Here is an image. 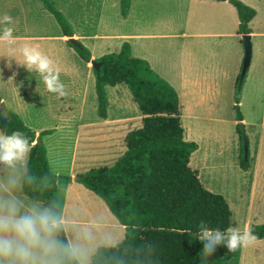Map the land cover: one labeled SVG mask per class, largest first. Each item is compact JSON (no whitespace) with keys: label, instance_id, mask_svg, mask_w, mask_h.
Returning <instances> with one entry per match:
<instances>
[{"label":"rangeland","instance_id":"1","mask_svg":"<svg viewBox=\"0 0 264 264\" xmlns=\"http://www.w3.org/2000/svg\"><path fill=\"white\" fill-rule=\"evenodd\" d=\"M35 1L42 8V4ZM48 1L62 14L73 32L85 37V41L80 43L93 50L96 56L94 61L102 53H105L102 56L119 53L122 45L128 43L132 47V57L142 58L149 63L187 61L194 63L195 69L197 63L220 64L224 73L215 78L221 87L218 107H193L190 110L192 115L181 111L180 121L185 140L198 146L191 157L190 167L198 173L202 185L208 191L226 199L232 212V226L243 229L264 224V0H239L258 14L254 23L249 26L253 32L249 35L251 61L242 85L239 105L234 101L235 89L230 97V84L235 69L240 66L239 75L244 60V36H209V28L196 23L194 14L197 11L190 5V0ZM31 11L26 17L21 16L20 20L38 18L37 13ZM12 17H16V12H12ZM46 17V24L39 22L36 26L37 33L45 32V35L53 37V42L41 45L43 49L51 48L54 59H62L63 66L67 68L66 76H60L67 94L61 97L33 90L39 88L40 81L32 74L22 75L25 76L23 87L27 91L26 95L15 94L9 89L21 86L19 82L11 87L5 85V90L0 89V94L5 99L4 107L16 114L26 126L39 131H55L51 137L44 138L49 148L51 170L59 172L60 176H69L78 124L96 123L105 126L104 129L117 125L114 128L116 158L123 148L126 150V135L139 129L142 121L137 105L125 85L106 88L107 119L99 117L91 62L85 64L74 48L59 42L54 35L60 34L61 28L53 16L47 14ZM95 33L105 36V40H90L89 37ZM226 33L231 31L227 30ZM96 47L98 51L95 50ZM11 58V47L0 43L1 83H5L2 78L12 71L7 66L12 63ZM31 88L33 89L30 90ZM235 107L239 108L242 121L236 120ZM240 122L244 125L248 139L246 172L240 168L241 150L244 151L242 135L237 129ZM120 156L105 166L95 163L85 167V164L79 165L78 162L75 168H83L82 173L109 168ZM60 187L58 195L63 200L64 186ZM81 187V195L75 193V199L73 195L69 196L68 210L64 212L65 221L61 230L77 261L80 264H90L98 248L118 245L125 237V230L100 198ZM21 196L27 201L25 203L33 204L22 192ZM5 198L8 197H0ZM38 205L45 207L43 204ZM59 236L58 231L56 239L59 240ZM230 253L232 259L228 264H264V240H256L253 244Z\"/></svg>","mask_w":264,"mask_h":264},{"label":"trees","instance_id":"2","mask_svg":"<svg viewBox=\"0 0 264 264\" xmlns=\"http://www.w3.org/2000/svg\"><path fill=\"white\" fill-rule=\"evenodd\" d=\"M39 1L55 18L62 36L73 38L74 32L62 14L48 0ZM212 1L232 5L238 15V34H251L249 25L257 15L253 8L239 0ZM77 42L78 47L66 43L89 64L91 52ZM95 62L101 63L98 71L93 69L99 117H107L106 88L125 85L142 116V125L126 135V151L113 166L93 169L77 178L80 185L103 201L125 230L118 245L98 248L90 264H228L232 254L226 247L221 245L207 257L201 253L203 244L197 240L201 221L223 230L232 227V212L226 199L208 191L190 167L198 146L185 140L176 91L145 60L133 58L128 43L122 45L119 53L105 55ZM239 83L240 75L234 96L236 105L241 101ZM235 109L236 120L242 121L239 108ZM0 127L9 133L20 130L30 139L31 151L22 182L24 196L32 203L52 207L62 218L57 184L68 185L72 179L58 177L50 169L42 138L54 134V130L43 131L37 138L36 132L8 111L1 99ZM237 129L241 136L239 126ZM240 168L248 170L243 150ZM251 227L257 240H264V224ZM59 241L64 249H69L63 246L61 238ZM56 261L80 264L65 251L58 253Z\"/></svg>","mask_w":264,"mask_h":264},{"label":"crops","instance_id":"3","mask_svg":"<svg viewBox=\"0 0 264 264\" xmlns=\"http://www.w3.org/2000/svg\"><path fill=\"white\" fill-rule=\"evenodd\" d=\"M39 2L42 4L41 1ZM189 2L190 5L194 6L195 7L194 9L197 11L194 14L196 23L198 25L201 24L205 25L207 28H209L208 30L211 32L209 33V36L213 37V36L239 35L238 34L239 20H238L237 11L228 2H217L212 0H190ZM31 10L37 13L38 18L31 20L29 19L26 20L25 18V21H21L20 17L21 16L26 17L30 12H32ZM12 12H16V17H13L14 24L11 26L14 28V35L19 38L16 44L11 47L12 57H15L17 60L22 61L23 58L19 53L20 47H22L25 44H30L32 46H39L40 50L54 61L56 67L60 72V76H66L68 70L65 66H63L62 59L60 61L55 60L51 48L50 50H47L46 47H44V49L42 48L41 44L42 43L46 44L51 41L53 42V37L49 35H45V32L44 34L37 33L36 26L39 24V22L43 24H46L48 22L47 21L48 18L46 16L47 14L50 13L45 9L44 5L42 4V8H41L36 3L35 0H0V15L11 14L12 16ZM50 15L53 16L52 14ZM257 15L249 26H251L254 23L255 19L257 18ZM127 16L128 15H126V17ZM191 16L193 15L191 14ZM39 30L43 31V29H39ZM227 30L231 31V33H226ZM250 30H251V34H253L251 28ZM54 36H56V39L58 41L60 40L59 42L65 44L68 41V39H70L63 37L62 32ZM143 36L145 37V35ZM182 36H185V34H182ZM104 37L105 36H100L97 33H95L93 34L92 37H89V39L93 41H104L105 40ZM73 38L79 42L85 41L84 40L85 37L79 36L75 32ZM97 49L98 48L96 47L95 50L98 51ZM100 50H102V48H100ZM89 51L91 52V57H92L91 59L94 60L96 56L93 53V50H89ZM104 54L105 53L100 54L99 59L102 58L103 57L102 55ZM131 56H132V47H131ZM146 62L148 63L150 69L158 77H160L162 80L167 82L176 91L179 98L180 115H182L181 114L182 110L187 111L190 115H192L190 113V110H192L193 107H199V108L203 107L205 109L206 108L212 109V107L213 109H215L216 107H218L217 99L221 94V87L220 84H218L215 81V78L216 75H221L224 73L219 63H197V68L195 69L194 63H188L187 61H183L179 63H155V61H153L154 63H149L148 61ZM9 64L11 65V67L9 68L10 70L12 69V71H9L8 73L9 75L2 78V81L4 80L5 83L0 82L1 90H5V85L11 87L13 86L14 83L15 85H17L16 83L19 82L21 86H17V87L13 86L9 89L12 90L15 94L17 93L19 95H26L27 91L23 87L26 81L24 78L25 76L23 77L22 75L27 74L26 76H29L30 74H32L36 76L37 80L39 79L40 83L39 81H38L39 84L37 83L39 85L38 89L31 88L30 90L32 89L39 90L43 94L45 95L47 94L48 91L43 85L41 81V77L39 75H36L34 72L29 73L22 66L18 67L14 59H12V63ZM242 67H243V63L241 64V70L239 75L241 74ZM239 69L240 66L238 65L231 78L230 97L234 94V89L236 90V83L239 76L238 75ZM13 73H15V75H13ZM31 85L32 87L34 86L33 83H31ZM0 99L2 101V104L5 105L4 102L5 99L1 96V94H0ZM139 118L142 121L141 114ZM116 126L117 125L113 126V128L110 129H104L105 126L102 127L101 125H98L96 123H91L87 125L78 124V126L76 127V135L72 149V153L74 155L72 162L73 161L74 162L73 164L71 162V169L69 171V176H60L59 172L54 173L51 170L58 177H70L72 179V182L68 185H62L59 183L57 184V197L62 206L63 223L65 221L64 212L68 210L67 206L69 202L68 201L69 196L73 195L75 199V197L77 198V196L74 195L75 193L76 194L82 193L80 189L82 185H80L77 182V178L79 175H82L85 172H87L85 171L82 173L81 171H83V168H81L82 170L81 169L76 170L75 168L76 164L79 162V165L85 164V167L87 166L89 167L91 166V164L97 163L98 165L103 164L105 166L115 161L120 155L122 156L124 154L123 152L126 151V150L124 151L123 148L121 154L115 158L116 137H114L115 136L114 130L116 129L114 128H116ZM30 129L36 132L37 138L39 137V134L44 131V130L43 131L35 130L34 128H30ZM110 133H112V135H110ZM46 137L49 138L51 136L48 135L42 138V142L47 149L48 160L51 169V160L49 158V153H48L49 148H47V145L45 144L46 141L44 139ZM28 155L24 161L18 162L15 168H11L4 164H0V197L15 196V197H20V200H24V202H27L21 196V192H22V182L27 169ZM16 178L20 179V186L9 191L8 185L10 180ZM60 186H64L63 189L64 198H62L63 200H61L58 195L59 188H61ZM33 204H42V203H33Z\"/></svg>","mask_w":264,"mask_h":264},{"label":"clouds","instance_id":"4","mask_svg":"<svg viewBox=\"0 0 264 264\" xmlns=\"http://www.w3.org/2000/svg\"><path fill=\"white\" fill-rule=\"evenodd\" d=\"M13 24L11 15H0V43L9 47L14 46L19 39L14 35ZM19 53L22 61L11 58L18 67L22 66L29 73L39 75L48 92L61 97L67 94L54 61L39 46L25 44L19 48ZM7 66L11 67L10 64ZM30 151L31 142L24 132L15 130L9 133L0 127V164L15 168L18 162L26 159ZM19 186L20 179L16 178L10 180L8 188L11 191ZM62 224V218L52 207L26 204L15 196L0 199V264H57L59 252L74 255L56 239ZM197 227V240L203 244L201 253L207 257L221 245L229 252H234L258 239L251 226L243 229L232 226L221 230L201 221Z\"/></svg>","mask_w":264,"mask_h":264},{"label":"water","instance_id":"5","mask_svg":"<svg viewBox=\"0 0 264 264\" xmlns=\"http://www.w3.org/2000/svg\"><path fill=\"white\" fill-rule=\"evenodd\" d=\"M68 41L71 43V45H73L74 47H78V42L77 40H75L74 38H70L68 39ZM243 43H244V60H243V67H242V71L240 74V83H239V89L242 86L243 83V79L246 75V72L248 70V67L250 65V61H251V53H252V47H251V37L249 35H245L243 37ZM91 66L93 67V69H95L96 71L99 70L101 63H96L94 60L91 61ZM239 128H240V132L242 135V140H243V147H244V158L245 161L247 160V156H248V139L246 137L245 134V129H244V125L240 122L239 123ZM59 235L62 241V244L64 247H67V241H66V237L64 235V232L60 229L59 230Z\"/></svg>","mask_w":264,"mask_h":264}]
</instances>
